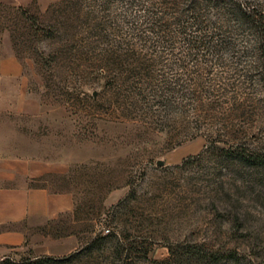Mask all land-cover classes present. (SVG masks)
Returning <instances> with one entry per match:
<instances>
[{
	"label": "rangeland",
	"instance_id": "obj_1",
	"mask_svg": "<svg viewBox=\"0 0 264 264\" xmlns=\"http://www.w3.org/2000/svg\"><path fill=\"white\" fill-rule=\"evenodd\" d=\"M0 73V157L75 206L0 264H264V0L0 3Z\"/></svg>",
	"mask_w": 264,
	"mask_h": 264
},
{
	"label": "crops",
	"instance_id": "obj_2",
	"mask_svg": "<svg viewBox=\"0 0 264 264\" xmlns=\"http://www.w3.org/2000/svg\"><path fill=\"white\" fill-rule=\"evenodd\" d=\"M29 1L0 0V3L25 5ZM4 63L13 65L14 70H8L12 73L10 78L23 84L19 62L9 60ZM2 73L0 78H4ZM13 113L28 114V110L18 107ZM69 169V160L33 156L0 157V253L37 242L38 229L61 215L73 213L72 193L50 191L45 186L35 184L44 175L66 173Z\"/></svg>",
	"mask_w": 264,
	"mask_h": 264
},
{
	"label": "trees",
	"instance_id": "obj_3",
	"mask_svg": "<svg viewBox=\"0 0 264 264\" xmlns=\"http://www.w3.org/2000/svg\"><path fill=\"white\" fill-rule=\"evenodd\" d=\"M190 42L192 43L193 46H196L197 49L201 45V42L198 41L197 36H194ZM167 105L168 104L165 101L162 104V106H164L165 109L167 108ZM245 156H247V155H245ZM251 158H252V161H251L252 164H259V163L264 162L263 158L261 156H252Z\"/></svg>",
	"mask_w": 264,
	"mask_h": 264
}]
</instances>
